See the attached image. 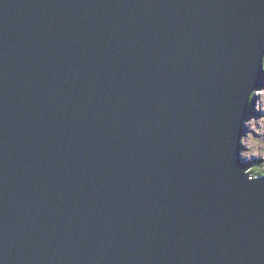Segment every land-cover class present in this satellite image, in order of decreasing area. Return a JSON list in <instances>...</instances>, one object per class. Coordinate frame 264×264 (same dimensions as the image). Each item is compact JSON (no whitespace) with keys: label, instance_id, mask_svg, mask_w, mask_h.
Here are the masks:
<instances>
[{"label":"water","instance_id":"95a60500","mask_svg":"<svg viewBox=\"0 0 264 264\" xmlns=\"http://www.w3.org/2000/svg\"><path fill=\"white\" fill-rule=\"evenodd\" d=\"M263 59L264 0H0V264H264Z\"/></svg>","mask_w":264,"mask_h":264},{"label":"rangeland","instance_id":"374dc122","mask_svg":"<svg viewBox=\"0 0 264 264\" xmlns=\"http://www.w3.org/2000/svg\"><path fill=\"white\" fill-rule=\"evenodd\" d=\"M262 68L259 86L249 98L251 110L243 122L244 132L241 138L243 151L241 156L251 160H259L264 168V67ZM251 100L253 101L252 104Z\"/></svg>","mask_w":264,"mask_h":264},{"label":"trees","instance_id":"16d2710c","mask_svg":"<svg viewBox=\"0 0 264 264\" xmlns=\"http://www.w3.org/2000/svg\"><path fill=\"white\" fill-rule=\"evenodd\" d=\"M252 103L253 101L251 100V104ZM251 171L253 175H263L264 174V168L261 166V162L259 160H255L254 167H252Z\"/></svg>","mask_w":264,"mask_h":264},{"label":"bare ground","instance_id":"6f19581e","mask_svg":"<svg viewBox=\"0 0 264 264\" xmlns=\"http://www.w3.org/2000/svg\"><path fill=\"white\" fill-rule=\"evenodd\" d=\"M262 65H263V67H264V59H263V63H262ZM263 69V68H262ZM249 98H250V96H249ZM247 100H248V103H249V99L247 98ZM249 105H250V103H249ZM252 107V106H251ZM242 134H243V132H242ZM251 170V168L249 169V171Z\"/></svg>","mask_w":264,"mask_h":264}]
</instances>
